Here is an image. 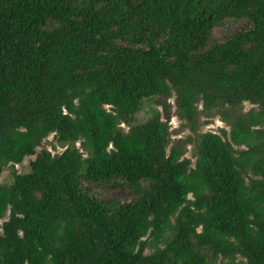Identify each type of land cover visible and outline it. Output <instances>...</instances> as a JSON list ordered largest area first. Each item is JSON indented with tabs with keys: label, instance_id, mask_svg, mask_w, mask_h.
<instances>
[{
	"label": "trees",
	"instance_id": "1",
	"mask_svg": "<svg viewBox=\"0 0 264 264\" xmlns=\"http://www.w3.org/2000/svg\"><path fill=\"white\" fill-rule=\"evenodd\" d=\"M4 168L0 264H264V0H0Z\"/></svg>",
	"mask_w": 264,
	"mask_h": 264
},
{
	"label": "rangeland",
	"instance_id": "2",
	"mask_svg": "<svg viewBox=\"0 0 264 264\" xmlns=\"http://www.w3.org/2000/svg\"><path fill=\"white\" fill-rule=\"evenodd\" d=\"M243 26V23L240 21H230L226 20L224 24L221 27L215 28L213 31V36L217 38H221L223 35H229L237 31ZM167 103L170 108V118L168 121V135H169V141H168V147L167 149L176 141H184L187 137L189 138H194V133H192L189 128L184 124V122L180 119L175 114V104H174V97L173 95L170 96L167 100ZM156 109L161 110V107L158 105H154ZM200 105L198 106V109H200ZM255 109L256 106L248 103V102H243L240 110L241 112H246L249 109ZM147 113L144 111H141L139 113V117H145ZM121 128L126 131L127 126L124 124H120ZM220 130H225L228 131V126L220 120V117L217 114L213 115H206L204 113H201L197 117V133H202V132H213V133H220ZM76 147H78L79 151L85 156V152L81 149L80 142L77 141L75 143ZM185 152H184V157L190 159L192 162L194 161V156H193V145L192 143H187L185 142L184 144ZM47 150L51 154L54 153H59L61 152L64 147H60L56 144L55 139L53 134L48 135L41 143L39 147L36 148V151L39 150ZM34 157L29 156L25 157L20 164L14 165V170L20 173L27 172L29 170V161L32 160ZM9 172L10 169L4 168L2 171V174L0 176V182L4 183L7 185L8 179H9ZM86 189L88 192L97 198H102V199H123L128 196V192L124 190L121 186L118 185H108V184H98L94 186H87ZM7 218V213L5 214L4 218ZM149 249L145 250V253H148Z\"/></svg>",
	"mask_w": 264,
	"mask_h": 264
}]
</instances>
